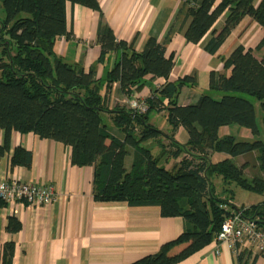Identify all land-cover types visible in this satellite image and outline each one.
<instances>
[{
  "label": "trees",
  "instance_id": "obj_1",
  "mask_svg": "<svg viewBox=\"0 0 264 264\" xmlns=\"http://www.w3.org/2000/svg\"><path fill=\"white\" fill-rule=\"evenodd\" d=\"M257 1V4H256ZM187 6L183 38L204 46L214 54L231 32L249 17L264 29V0H183ZM78 5L102 13L96 0H2L0 17V130L3 144L0 159L9 151L12 132L33 133L71 149V164L93 167V198L99 203H126L130 207H157L164 218L180 217L183 232L163 244L157 253L131 264H177L214 242L221 225L233 211L257 219L264 229V201L245 208L229 204L215 194L212 179L219 177L223 186L264 195V139L239 141L233 136L219 137L229 125L247 129L259 136L254 105L241 95L255 98L262 111L264 137V57L255 58L251 50L239 46L223 63L228 77H210V89L218 99L201 96L193 105L179 106L177 99L184 87H194L192 77L175 83L166 82L145 100L147 112L137 114L125 106L109 109L100 95L103 84L117 83L124 98L132 97L151 76L167 80L173 56L166 57L165 44L147 40L142 52L133 43L117 40L112 30L100 23L96 43L100 46L97 63L111 53L120 59L95 78V69L85 72L56 56L54 42L72 37L66 26V5ZM225 15L219 32L211 29ZM167 40V39H166ZM165 40V42H166ZM264 46V37L257 49ZM166 102L164 106L163 102ZM165 111L171 130L165 134L149 123L153 111ZM107 119H106V118ZM111 123L112 127H109ZM179 128L188 136L186 144L175 139ZM158 147L153 153L147 144ZM226 157L212 162L211 155ZM257 154V156H254ZM242 156L237 166L230 158ZM130 157V166L125 160ZM175 161L170 168L168 163ZM31 153L16 147L10 168L29 169ZM162 163V165H161ZM250 169V176L245 171ZM229 197L232 198V191ZM227 206L223 210L221 206ZM6 204L0 199V209ZM20 222L11 216L6 231L16 234ZM180 250L176 253L173 251ZM13 243L4 245L2 264H12Z\"/></svg>",
  "mask_w": 264,
  "mask_h": 264
},
{
  "label": "crops",
  "instance_id": "obj_2",
  "mask_svg": "<svg viewBox=\"0 0 264 264\" xmlns=\"http://www.w3.org/2000/svg\"><path fill=\"white\" fill-rule=\"evenodd\" d=\"M96 1L102 18L100 14L88 8L69 3L66 5V26L72 37L57 38L53 51L64 62L79 65L85 72L94 68L95 78L101 79L104 78V73L119 61L120 53H111L104 63H97L101 51L96 43L100 23L107 25L117 40L133 43L137 53L143 51L150 38L164 43L166 57L173 56L171 73L167 80L146 76L144 85L132 95L136 99L145 101L166 82L175 83L185 77L194 78L195 86L181 90L177 99L179 106L193 105L203 95L218 99L221 94L211 91L210 77L229 76L230 70H225L223 63L234 49L241 46L245 50H251L258 60L264 57V46L257 49L264 37V29L249 17H245L219 49L210 54L204 50L211 38L210 34L196 45L187 43L183 38L187 10L183 1ZM224 19L225 15L220 17L211 31L219 32ZM100 95L109 109L116 106L128 108L117 83L108 87L104 83ZM163 104L166 106L165 101ZM153 112L161 116L163 121L160 127H157L155 119L149 118L148 115L149 123L161 132L169 134L171 128L166 122L165 111ZM257 126V137L243 128L239 134L234 135L227 127L221 128L218 136H233L239 141H253L255 138L260 139L258 122ZM109 127H112L111 123ZM175 139L180 144H186L188 136L185 130L179 128ZM2 144L3 131L0 130V145ZM147 145L155 153L153 144ZM16 147L31 153L32 163L29 169L10 168L9 158ZM215 154L211 155L212 162L226 157L221 154L219 159L214 161ZM127 159L125 167L128 169L131 161L127 163ZM230 160L237 166L245 162L242 156ZM174 163L176 162L170 161L167 168ZM245 175L250 176L249 168ZM93 176V167L71 164L69 147L52 140H43L33 133L12 132L9 151L0 159V182L15 180L36 185H51L56 198L48 206L31 207L16 202L0 209V264L4 245L8 243L14 245L12 264H131L157 253L163 244L173 241L183 232L182 218H164L157 207H130L126 203L96 202L93 198ZM222 192L224 193L223 190ZM228 195L229 192H225L222 197L217 196L226 198L233 206H238L234 205ZM11 216L21 224V229L16 234L6 231V224ZM179 250L180 248H177L173 253ZM240 253L235 256L227 245L212 242L177 264H264L262 257L247 251Z\"/></svg>",
  "mask_w": 264,
  "mask_h": 264
},
{
  "label": "built area",
  "instance_id": "obj_3",
  "mask_svg": "<svg viewBox=\"0 0 264 264\" xmlns=\"http://www.w3.org/2000/svg\"><path fill=\"white\" fill-rule=\"evenodd\" d=\"M173 1L180 2L183 0ZM124 103H127L128 108L137 114L147 112L146 102L133 96L129 99L125 98ZM55 198L56 195L51 185H36L15 180L0 182V199L5 202L6 206L14 205L16 202L31 207L48 206L54 202ZM221 208L227 210L225 205ZM256 220L246 218L241 210H234L222 223L214 242L217 245H227L235 256H239L240 252L247 251L254 256L264 258V229L257 225Z\"/></svg>",
  "mask_w": 264,
  "mask_h": 264
},
{
  "label": "rangeland",
  "instance_id": "obj_4",
  "mask_svg": "<svg viewBox=\"0 0 264 264\" xmlns=\"http://www.w3.org/2000/svg\"><path fill=\"white\" fill-rule=\"evenodd\" d=\"M0 17H3L2 0H0ZM244 96H245V98L250 100L252 102V104L254 105L255 113H256V117H257V122L259 123V126H260V139L263 140L264 137H263V126H262V111L260 108V104L255 98L249 97L245 94H244ZM149 116H150L149 118L155 119L156 126L160 127V123L163 121V118L161 116H157L155 112H151L149 114ZM227 128L234 135L239 134L240 129H241L238 125H234V124L227 126ZM255 139H257V138H255ZM248 141H250V140H248ZM154 149H155V153L158 152V147L157 148L155 147ZM215 156L216 157H214V161H217L219 159V157L221 156V154L216 153ZM130 160H131V158L128 157L126 162L127 163L130 162ZM161 165H162V163H161ZM212 183H213V189L215 191V194H217L220 197H222L224 194L222 192V189H224L226 191H228V190L232 191L233 190L232 201H233L234 205H238L236 207H241V205H244L245 207H250V206L254 205L255 203L264 201V195H259L256 193L248 192V191L242 190V189H240L234 185H230V187L223 186L219 177L213 178Z\"/></svg>",
  "mask_w": 264,
  "mask_h": 264
}]
</instances>
